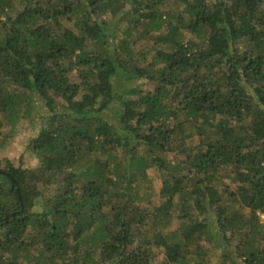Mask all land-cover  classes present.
<instances>
[{
    "label": "trees",
    "instance_id": "obj_1",
    "mask_svg": "<svg viewBox=\"0 0 264 264\" xmlns=\"http://www.w3.org/2000/svg\"><path fill=\"white\" fill-rule=\"evenodd\" d=\"M36 99L0 264H264V0H0V131Z\"/></svg>",
    "mask_w": 264,
    "mask_h": 264
},
{
    "label": "rangeland",
    "instance_id": "obj_2",
    "mask_svg": "<svg viewBox=\"0 0 264 264\" xmlns=\"http://www.w3.org/2000/svg\"><path fill=\"white\" fill-rule=\"evenodd\" d=\"M153 85H144L143 88L151 89ZM44 109L40 100H33L31 106L22 116L20 112L18 113L19 118H17L15 123L4 124L1 131L4 137L3 141L0 142V168L1 171L7 169V162L15 167L22 168H38L40 165V158L28 147L30 140L36 136L38 133L42 122ZM148 178L151 181L152 195L150 196L153 202H158V191L160 188V181L158 179L157 173L150 169L148 170ZM4 184V179L0 177V186ZM54 187H51L46 194L53 192ZM146 189L142 190L143 201L146 200ZM142 201V202H143ZM262 223L263 219H262ZM174 227V226H173ZM264 244L261 245V247ZM211 263L217 264L220 262L219 249L211 250ZM153 264H165L163 261V254L155 251V258Z\"/></svg>",
    "mask_w": 264,
    "mask_h": 264
},
{
    "label": "built area",
    "instance_id": "obj_3",
    "mask_svg": "<svg viewBox=\"0 0 264 264\" xmlns=\"http://www.w3.org/2000/svg\"><path fill=\"white\" fill-rule=\"evenodd\" d=\"M259 216H260L261 220L263 219V222H264V213L259 214Z\"/></svg>",
    "mask_w": 264,
    "mask_h": 264
}]
</instances>
